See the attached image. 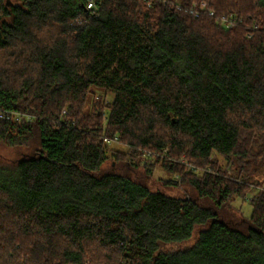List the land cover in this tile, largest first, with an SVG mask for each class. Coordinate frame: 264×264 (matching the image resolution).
Here are the masks:
<instances>
[{
	"label": "trees",
	"instance_id": "1",
	"mask_svg": "<svg viewBox=\"0 0 264 264\" xmlns=\"http://www.w3.org/2000/svg\"><path fill=\"white\" fill-rule=\"evenodd\" d=\"M198 1L0 0V264H264V0Z\"/></svg>",
	"mask_w": 264,
	"mask_h": 264
},
{
	"label": "rangeland",
	"instance_id": "2",
	"mask_svg": "<svg viewBox=\"0 0 264 264\" xmlns=\"http://www.w3.org/2000/svg\"><path fill=\"white\" fill-rule=\"evenodd\" d=\"M9 2H13V3H19V0H6ZM97 93H100L103 97H104V101L108 102L109 100H111V95L110 93H105L97 90ZM108 144L110 146H117L120 145L122 149L124 148L123 146H121V144H114V143H110L108 142ZM20 153V150L15 149V148H8V147H4L0 145V157H4V158H8V159H12L18 156V154ZM139 161V162H138ZM137 165H135L137 167V171H136V175L134 173V175L132 174V176L138 178V179H144V177H142V171H143V162L144 160L140 159L138 160ZM219 161L220 163H224V161L219 157ZM135 163V162H134ZM110 164L109 161L105 162V164L103 165V167H108ZM151 179L145 178L146 180V184H148V186L150 187V189L152 190H161L169 195H174V196H192L195 197L196 192L193 190V188H191L188 185H178V186H168V185H164V181L167 179H177V176L174 174H170L168 172H166L164 169H162L159 165H156L155 167H153L152 171H151ZM264 180V177H263ZM264 183V182H263ZM263 185V184H262ZM257 191V187H252L248 193L246 194V196L244 198H235L230 206H225L219 209L220 215L224 218V219H239L241 217L243 218H248L251 215L252 212V205L250 202V197ZM235 228H237L238 230L242 231V232H246L247 230V226L245 224H239L236 225ZM188 244V243H186ZM184 244H181L180 247H183Z\"/></svg>",
	"mask_w": 264,
	"mask_h": 264
},
{
	"label": "built area",
	"instance_id": "3",
	"mask_svg": "<svg viewBox=\"0 0 264 264\" xmlns=\"http://www.w3.org/2000/svg\"><path fill=\"white\" fill-rule=\"evenodd\" d=\"M102 0H85V11L96 10L101 5ZM154 1L166 3L167 0H147L148 5H151ZM189 12L194 16H200L203 14L213 15L214 11L211 9L207 0H200L189 7ZM221 22L227 28L234 26L235 19L233 17H222ZM66 113L65 109L62 110V115ZM32 115L21 111L4 110L0 109V119L10 120L15 123H21L24 120L31 119Z\"/></svg>",
	"mask_w": 264,
	"mask_h": 264
}]
</instances>
